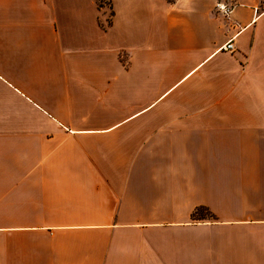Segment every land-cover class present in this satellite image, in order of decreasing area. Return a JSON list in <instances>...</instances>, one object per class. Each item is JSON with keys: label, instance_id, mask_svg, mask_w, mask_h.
<instances>
[{"label": "crops", "instance_id": "obj_1", "mask_svg": "<svg viewBox=\"0 0 264 264\" xmlns=\"http://www.w3.org/2000/svg\"><path fill=\"white\" fill-rule=\"evenodd\" d=\"M0 264H264V0H0Z\"/></svg>", "mask_w": 264, "mask_h": 264}, {"label": "built area", "instance_id": "obj_2", "mask_svg": "<svg viewBox=\"0 0 264 264\" xmlns=\"http://www.w3.org/2000/svg\"><path fill=\"white\" fill-rule=\"evenodd\" d=\"M216 8L222 10L224 13H228L230 11L229 7L221 5L219 3L216 4ZM224 49L231 51V50H233V46L231 43H228V44H226Z\"/></svg>", "mask_w": 264, "mask_h": 264}, {"label": "trees", "instance_id": "obj_3", "mask_svg": "<svg viewBox=\"0 0 264 264\" xmlns=\"http://www.w3.org/2000/svg\"><path fill=\"white\" fill-rule=\"evenodd\" d=\"M168 2H172L174 0H167ZM201 208H197L196 212L199 211Z\"/></svg>", "mask_w": 264, "mask_h": 264}]
</instances>
